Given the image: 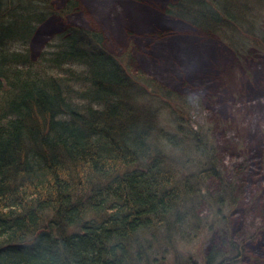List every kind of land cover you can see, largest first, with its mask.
Segmentation results:
<instances>
[{
	"label": "trees",
	"instance_id": "obj_1",
	"mask_svg": "<svg viewBox=\"0 0 264 264\" xmlns=\"http://www.w3.org/2000/svg\"><path fill=\"white\" fill-rule=\"evenodd\" d=\"M263 17L264 0H0V264H198L203 234L204 264H244L264 179L215 117L216 44L264 57Z\"/></svg>",
	"mask_w": 264,
	"mask_h": 264
},
{
	"label": "rangeland",
	"instance_id": "obj_2",
	"mask_svg": "<svg viewBox=\"0 0 264 264\" xmlns=\"http://www.w3.org/2000/svg\"><path fill=\"white\" fill-rule=\"evenodd\" d=\"M92 3L99 5L101 0H92ZM261 20L260 26L264 33V17ZM247 44L253 46V43ZM216 45L222 56L216 73H220L219 76L222 79L217 90L219 92L217 100L219 112L215 117L219 119L218 123L235 131L231 133L237 135L234 149L240 155H249V158L253 159L252 165L257 173L253 179L259 181L264 179V57L263 54L262 56L253 55L243 63L234 64L233 53L229 50L225 51L226 47L220 42H217ZM248 49L250 52L254 51L253 48L249 47ZM227 55H230V62L235 66L233 70L231 69L232 74H227L225 71L226 67L231 66L230 62L226 61ZM166 118L164 120H167ZM249 225V223L245 224L247 228ZM254 232L253 229L251 233ZM261 235L260 233L255 234L253 237L255 239L247 243L249 249L244 264L264 262V237ZM205 238L204 234L201 235L189 248L192 258L198 264H204ZM183 251L188 253L186 250H180V254L183 255ZM168 264H174V261L171 259Z\"/></svg>",
	"mask_w": 264,
	"mask_h": 264
}]
</instances>
